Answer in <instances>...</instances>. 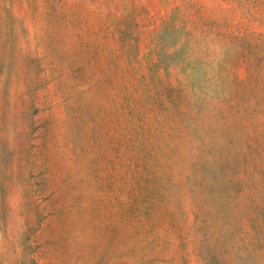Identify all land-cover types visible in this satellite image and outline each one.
<instances>
[{
	"label": "rangeland",
	"instance_id": "rangeland-1",
	"mask_svg": "<svg viewBox=\"0 0 264 264\" xmlns=\"http://www.w3.org/2000/svg\"><path fill=\"white\" fill-rule=\"evenodd\" d=\"M0 264H264V0H0Z\"/></svg>",
	"mask_w": 264,
	"mask_h": 264
}]
</instances>
